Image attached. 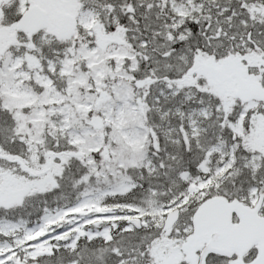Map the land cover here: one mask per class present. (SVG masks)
Segmentation results:
<instances>
[{
	"label": "snow or ice",
	"instance_id": "1",
	"mask_svg": "<svg viewBox=\"0 0 264 264\" xmlns=\"http://www.w3.org/2000/svg\"><path fill=\"white\" fill-rule=\"evenodd\" d=\"M0 264H264V0H0Z\"/></svg>",
	"mask_w": 264,
	"mask_h": 264
}]
</instances>
